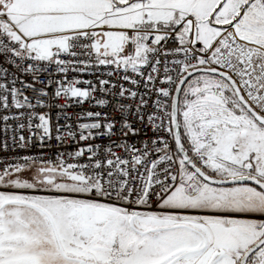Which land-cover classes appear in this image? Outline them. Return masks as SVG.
Masks as SVG:
<instances>
[{
  "label": "snow or ice",
  "instance_id": "snow-or-ice-1",
  "mask_svg": "<svg viewBox=\"0 0 264 264\" xmlns=\"http://www.w3.org/2000/svg\"><path fill=\"white\" fill-rule=\"evenodd\" d=\"M0 264H264V0H0Z\"/></svg>",
  "mask_w": 264,
  "mask_h": 264
}]
</instances>
